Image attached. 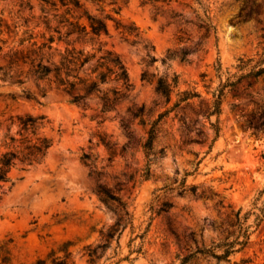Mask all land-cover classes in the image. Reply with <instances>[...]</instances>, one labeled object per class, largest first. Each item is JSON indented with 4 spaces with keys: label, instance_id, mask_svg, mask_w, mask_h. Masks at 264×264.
Returning a JSON list of instances; mask_svg holds the SVG:
<instances>
[{
    "label": "rangeland",
    "instance_id": "1",
    "mask_svg": "<svg viewBox=\"0 0 264 264\" xmlns=\"http://www.w3.org/2000/svg\"><path fill=\"white\" fill-rule=\"evenodd\" d=\"M82 2L93 14L111 15L99 41L120 57L132 89L104 113L95 94L82 106L61 91L43 95L26 73L23 84L0 80V154L19 130V115L45 116L36 132L52 140L43 162L17 163L4 183L0 263L5 257L10 264L49 263L68 250L85 264L86 247L101 242L117 219L97 192L104 185L132 214L119 244L114 240L107 252L113 262L130 255L119 264H234L241 258L264 264V221L256 226L254 216L244 224L251 226L249 242L231 262L192 254L242 234L236 212L243 216L264 201V73L253 75L264 64V0ZM43 9L55 12L41 0H0V17L9 23L22 25ZM117 22L138 27L137 42L126 39ZM175 75L179 84L167 102L156 81ZM184 90L199 96L178 103ZM163 112L146 154L148 130ZM102 137L114 144L112 157ZM104 259L98 264L111 263Z\"/></svg>",
    "mask_w": 264,
    "mask_h": 264
},
{
    "label": "trees",
    "instance_id": "2",
    "mask_svg": "<svg viewBox=\"0 0 264 264\" xmlns=\"http://www.w3.org/2000/svg\"><path fill=\"white\" fill-rule=\"evenodd\" d=\"M49 10H42V14L36 18L24 21V29L18 22L9 23L0 17V80L9 83L23 84L21 76L26 73L32 75L42 91L46 95L48 90H57L70 96V101L86 106L85 98L95 94L101 102V112L113 110L120 101L132 89L128 71L118 55L112 51L104 50L99 38L101 34L108 32V19L105 16L93 14L82 0H41ZM94 5H116L119 0H83ZM155 3L159 0H146ZM170 1V0H169ZM24 4V2L22 3ZM29 6L28 3H26ZM155 6V4H153ZM32 8V7H31ZM113 11L115 7L112 8ZM32 23V26L30 24ZM122 27V33L126 39L137 42L141 32L138 27H129L117 22ZM186 51L183 52V54ZM180 57L173 53L170 57ZM29 66L25 71L24 67ZM264 73V64H261L254 76ZM145 77V76H144ZM109 84H115L111 88H104ZM157 91L171 101L174 90L178 87L179 78L175 75L172 80L161 77L156 81ZM84 91V93H82ZM24 94L29 99H36L30 90L24 89ZM179 101H188L199 94L192 95L189 91L178 92ZM177 103V104H178ZM217 111L221 104V97L217 98ZM166 115L160 113L153 120L148 130V135L143 148L149 154L154 145L158 124ZM19 130L16 135H9L3 146L5 150L0 154V200L5 192L4 183L9 181V172L17 163L25 165L39 164L46 158L52 146V140L36 131L42 125L45 116H33L31 114L16 117ZM101 142L110 151L111 157L116 151L114 144L105 137ZM84 162L94 166L89 154L82 156ZM101 200L117 215L116 222L102 231L101 242L86 247L88 260L85 264H98L100 260L111 261L119 264L123 260H132L131 256H125L113 262V257H107V252L112 248L113 241L119 244V236L132 223V214L127 203L115 192L104 185H99L97 190ZM253 208L242 216V209L236 212L239 236L231 234L224 239L212 241L211 244H203L193 255L202 254L211 256L218 261H232V256L242 251L249 242L250 228H244L245 222L254 216L256 226L264 221V201L261 205L253 204ZM138 252V250H137ZM118 255V252H115ZM133 253V252H131ZM110 263V264H111ZM234 264H254L250 258L234 260ZM0 264H10L7 257ZM36 264H77L72 253L64 250V256L53 257L48 263L46 259H40Z\"/></svg>",
    "mask_w": 264,
    "mask_h": 264
}]
</instances>
